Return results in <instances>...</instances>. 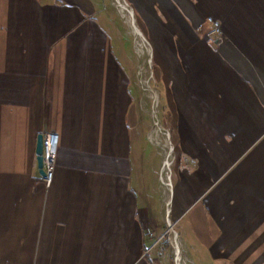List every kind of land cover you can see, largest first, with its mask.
I'll return each mask as SVG.
<instances>
[{"label": "crops", "instance_id": "1", "mask_svg": "<svg viewBox=\"0 0 264 264\" xmlns=\"http://www.w3.org/2000/svg\"><path fill=\"white\" fill-rule=\"evenodd\" d=\"M262 2L227 1L224 16L217 8L224 36L209 54L195 50L212 66L194 72L181 141L202 160L164 200L145 147L133 166L137 116L123 135V71L107 83L99 40L83 53L79 26L92 3L0 0V264H176L155 243L168 221L181 264H264ZM71 20L78 38L60 47L58 29L75 28ZM46 131L59 134L49 185L35 154Z\"/></svg>", "mask_w": 264, "mask_h": 264}, {"label": "rangeland", "instance_id": "2", "mask_svg": "<svg viewBox=\"0 0 264 264\" xmlns=\"http://www.w3.org/2000/svg\"><path fill=\"white\" fill-rule=\"evenodd\" d=\"M89 1L94 6L93 12H87L84 15L85 24L79 26L85 29L83 53L87 54L94 42L99 40L101 44L97 42L100 45L98 49L105 59L104 69L108 77L115 69L120 68L123 71L122 84L130 96L127 99L122 93L119 110L123 135H126L136 122V116L141 133L133 136V166L135 154L141 146L145 147L148 166L158 168L156 175L158 182L162 184L161 198L166 200L169 195L172 198L179 178L185 172L190 174L198 170L199 160H202L200 154L195 151L186 152L185 144L181 141V138L185 139V130L190 124L191 112L187 108L195 102L194 72L197 71L199 75L205 70L210 71L212 66L209 62H206L208 65L202 64V57H199V52L196 53L195 50L204 49L209 54V48H215V42L224 36L222 20L216 17L215 11L223 9L224 16L227 1L230 2V9L233 5H241L242 0H123L132 17L118 6L116 0ZM261 4L264 6V2ZM77 9L83 8L78 5ZM130 18L141 36L135 34L129 23ZM208 19L217 21L219 29L213 30ZM69 22H73L75 28L68 32L58 29L60 47L66 40L78 38L76 36L79 31L76 30L78 26L75 23L77 21ZM106 34L109 37H106ZM108 81L112 82V77L107 78V83ZM108 112L109 118L112 117L113 109ZM79 129L81 127L76 125L75 131L71 132L77 135ZM189 137L191 136L187 134L186 138ZM168 147L171 151L168 156L170 166L167 170L170 186L161 180L162 173L165 176L163 163L166 161ZM126 161L123 163H127ZM125 166L123 164V167ZM126 180L127 175L123 172V182ZM168 222L165 236L155 238V243L164 245L166 242L170 259L178 264L172 243V235L177 231L174 223ZM177 241L183 256L184 251L178 237Z\"/></svg>", "mask_w": 264, "mask_h": 264}, {"label": "built area", "instance_id": "3", "mask_svg": "<svg viewBox=\"0 0 264 264\" xmlns=\"http://www.w3.org/2000/svg\"><path fill=\"white\" fill-rule=\"evenodd\" d=\"M212 24L213 30L219 29V23L213 19H208ZM59 146V134L53 131L43 133L42 141V161L44 176L43 179L47 185L51 183L54 175V164Z\"/></svg>", "mask_w": 264, "mask_h": 264}, {"label": "bare ground", "instance_id": "4", "mask_svg": "<svg viewBox=\"0 0 264 264\" xmlns=\"http://www.w3.org/2000/svg\"><path fill=\"white\" fill-rule=\"evenodd\" d=\"M116 2H117V4H118V6L121 8V9H123V10H126L127 11V13H128V15L130 16V17H132V15H131V13H130V11H129V8L126 6V3L123 1V0H116ZM124 16H126V15H124ZM125 18V17H124ZM129 23H130V25L132 26V28H133V30H134V32H135V34L136 35H139V36H141L140 35V33H139V31H138V29H137V27L135 26V24H134V22H133V19H131L130 18V21H129ZM137 37V36H136ZM137 40H138V38H137ZM144 43V42H143ZM137 46V45H136ZM144 47V46H143ZM140 67V66H139ZM145 85H146V82H145ZM151 94V93H150ZM152 98H153V96H152ZM156 104H157V102H156ZM157 111V110H156ZM154 113V112H153ZM159 123V122H158ZM158 129V128H157ZM160 130H161V128H160ZM160 136V135H159ZM154 138V137H153ZM159 139V138H158ZM157 141V140H156ZM164 141V140H163ZM162 141V142H163ZM158 142V141H157ZM166 142V141H165ZM164 150V149H163ZM166 152V151H165ZM170 153H171V151H170V148L168 147V150H167V153H166V157H165V159H166V161L163 163V170L165 169V171H163V172H165V176H164V174L162 173V176H161V180H162V182L164 183V184H166L167 186H170V182H169V174H168V172H167V170H168V168H169V166H170V160H169V158H168V156L170 155ZM164 155V154H163ZM162 185V184H161ZM169 197H170V195H169ZM166 208V207H165ZM169 213V212H168ZM172 243H173V246H174V249H175V252H176V256H177V259H178V264H181V262H182V258H181V251H180V247H179V243H178V241H177V237H176V234L174 235H172Z\"/></svg>", "mask_w": 264, "mask_h": 264}, {"label": "water", "instance_id": "5", "mask_svg": "<svg viewBox=\"0 0 264 264\" xmlns=\"http://www.w3.org/2000/svg\"><path fill=\"white\" fill-rule=\"evenodd\" d=\"M42 141H43V134H38L36 139L35 154H36L37 165L39 168V173L42 176H44L43 161H42Z\"/></svg>", "mask_w": 264, "mask_h": 264}]
</instances>
